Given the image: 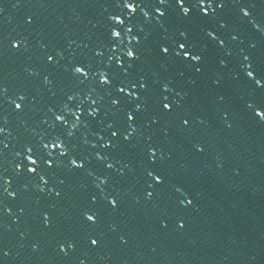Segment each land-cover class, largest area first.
Instances as JSON below:
<instances>
[{"label": "water", "instance_id": "water-1", "mask_svg": "<svg viewBox=\"0 0 264 264\" xmlns=\"http://www.w3.org/2000/svg\"><path fill=\"white\" fill-rule=\"evenodd\" d=\"M226 4L223 10H216L215 18H197L182 24L201 44L209 45L206 72L196 77L199 81L196 89L186 83L187 77H180L183 66L165 68L157 58H146L137 64L134 71L142 72L150 82L160 73L173 78L178 91L181 86L190 91L183 103L203 117L205 123L197 121L187 132L172 124L168 135L161 131L163 121L141 128L134 137L139 148L114 153L122 161L117 167L130 164L121 176L107 169L96 155L112 151L102 149L100 137L108 135L104 131L107 123L119 122L123 116L112 106L105 90L97 88L92 92L95 80L79 85L62 68L54 76L52 86L43 84V75L51 68V62L45 64V52L53 49L64 52L66 59L61 64L75 58L112 70L108 57L113 50L105 46L103 58H97L95 50L104 41L110 14L119 11L116 0H0V84L8 90L0 100V114L7 117L6 122L0 119V127L6 129L0 133V141L8 145L0 155V172L12 180L10 185L0 182V207L4 209L0 213V247L8 253L0 255V264H264V120L246 107L251 101L264 103V87L255 85L245 75L249 62L258 72H264V0H226ZM243 8L251 15L245 17ZM145 11L150 17L139 16L134 31H139L141 25L147 30L154 29L157 13L152 7ZM29 16L34 23H25ZM221 23L226 27H220ZM202 27L216 31L225 45L213 42L201 31ZM20 36L26 48L22 44L25 49L17 54L9 42ZM159 38V32L154 31L150 43L155 44ZM130 43L135 41L130 42L126 36L115 54L121 55ZM43 44L48 48H43ZM245 56H250V60L246 61ZM220 60H225L226 66ZM28 69L40 75L31 76ZM236 73L239 79L234 78ZM217 74L223 76L225 83L214 89L211 78ZM192 75L194 72L188 70L187 76ZM70 89L81 93L75 103L84 102L86 110L93 106L87 99L90 92L101 108L100 117L93 120L90 128L80 125L73 130V143L88 158L91 174L83 170L69 172L65 161L49 169L55 171V176L49 177L48 186L38 176L32 179L35 174L20 181L16 165L27 163L23 146L52 133L42 120L47 116L51 122L49 106L59 105L57 111L63 108L60 102L64 91ZM20 91L36 97L23 113L12 103ZM218 94L226 95L228 103H215ZM68 108L73 109L74 105L70 103ZM225 110L231 113L227 123L222 119ZM64 114L70 123L76 122L71 111L65 109ZM154 114L149 107L144 119ZM229 123L231 128L227 126ZM148 135L153 136L168 157L163 166L171 180L150 201L145 199L144 192V168L148 161L143 146ZM196 141L205 145L203 153L193 149ZM57 151L52 150L53 157ZM105 175L111 177L108 185L98 179ZM58 178L66 181L62 186L64 195L59 199L48 195L54 185L61 187ZM180 186L191 193L193 205H179L183 194L176 188ZM105 190L107 193L119 190L122 203L96 229L104 234L103 244L96 248L87 240L91 229L80 223V207L88 203L91 194L102 197ZM13 191L18 193L16 197L11 195ZM45 211L51 212L55 228L44 227ZM180 217L187 221L184 229H178ZM164 220L169 225L167 230L161 229ZM121 236H125L127 244L120 241ZM65 239L77 241L76 249H69L68 254L59 249V243Z\"/></svg>", "mask_w": 264, "mask_h": 264}, {"label": "snow or ice", "instance_id": "snow-or-ice-1", "mask_svg": "<svg viewBox=\"0 0 264 264\" xmlns=\"http://www.w3.org/2000/svg\"><path fill=\"white\" fill-rule=\"evenodd\" d=\"M226 6V0H116V7L119 11L110 14L104 41L95 50L97 58L105 56V46L113 50V54L108 57V63L112 68L111 71L97 68L90 60H76L73 58L71 61L61 64V61L66 59L63 51L53 49L51 52H45L46 66L48 62H51L50 70L43 75V84L45 86L54 84V76H58L59 70L62 68L63 73L67 74L79 85L95 80L96 83L92 92H95L97 88H103L111 98L112 106L123 114L119 122L112 120L107 123L104 131L108 135L100 137L103 141L102 149L112 150L105 155H101L99 152L96 153L107 169L115 170L121 176L124 175V169L128 168L130 164H125L123 168L117 167L122 161L118 156L114 157V153L139 148L140 145L134 142V137L145 126L150 128L152 125H160L163 121L164 127L161 131L168 135L171 131L169 125L172 124L176 125L178 130L187 132L192 130L195 122L205 123L203 117L195 115L193 110L183 103V99L189 96L191 92L185 91L182 86L178 91L177 87L174 86L175 80L173 78L156 73L150 82L146 75L142 72H136L134 69H136L138 63L146 58L159 59L161 66L165 68L170 65L183 66L184 70L179 73L180 77H187L186 83L192 89H196L199 84L196 77L204 76L206 72L209 45L201 44L200 40L194 38L190 30L183 27L182 24L183 22H192L197 18L200 20H203L204 17L215 18L216 10H223ZM149 7L154 8L155 13H157L154 18V29L147 30L141 25L139 31H134L137 28L139 16L150 17V13L145 11ZM242 11L245 17L251 15L247 8H243ZM25 23H34V18L32 16L27 17ZM220 27H226V24L221 23ZM154 31L159 32L160 38L155 44H151L150 39ZM201 31L210 37L213 42H218L220 46L225 45V41L220 39L216 31L207 27H202ZM126 36L130 42L134 40L135 44L130 43V46L121 55H116L115 53L120 50V46L124 43ZM232 38L238 39L239 37L233 36ZM9 43L17 54L23 52L26 48L24 39L21 36L13 38ZM22 44H24L25 48L21 47ZM42 47L47 49L48 45L43 44ZM69 47H71V44H69ZM244 59L249 61L250 56H245ZM103 62L101 59L100 63ZM219 63L222 66H226L227 62L220 60ZM188 70H192L194 75L187 76ZM27 71L31 76L40 75L34 69H28ZM245 75L251 78L255 85L264 87V72H258L251 62L246 65ZM234 78L239 79V74L236 73ZM224 83L223 76L219 74L211 78V87L214 89L223 87ZM7 91V88L0 84V100L7 95ZM173 93H175V96L172 95ZM80 95L81 93L76 90L64 91V99L60 102L63 104V108L57 111L59 105L49 106L48 112L51 113V122L45 116L42 123L53 131L50 135L42 136L38 142L27 143L23 146V155L27 163L21 162L16 165V175L20 181L27 178L29 174H35L32 179L38 176L40 181L45 186H48L50 183L49 177L55 176V171L49 172V169H55L58 164L63 165L65 161L69 172L75 173L79 170L89 172L88 158L80 153L77 145L73 143L72 138L75 136L73 130L80 125L90 128L93 120H97L100 117L101 108L98 106V101L92 98V93L90 92L87 99L91 101L93 106L88 107L86 110L84 102L75 103ZM35 100L36 97L30 96L27 91H20L16 94V99L12 103L15 109H19L23 113ZM70 103L74 105L73 109L68 108ZM215 103L220 105L227 104L228 97L224 94H218L215 98ZM149 107H152L155 114L151 118L144 119V113ZM246 107L253 111L255 117L264 120V103L256 104L255 101H251L246 103ZM65 109L71 111V115L75 117V123L69 122L64 114ZM86 111L89 118L87 121L85 120ZM230 116L231 113L227 110L222 113V119L226 123ZM0 119L7 121V117L2 114H0ZM227 126L229 128L232 127L230 123ZM5 131L4 127H0V133ZM0 145H3L0 147V155H2L4 148H7L8 145L3 144L2 141H0ZM192 147L197 153H203L206 150L205 145L199 141L194 142ZM53 149L58 150L54 157ZM143 153L148 161V166L144 168L145 199L150 201L158 193H162L171 182L170 175L163 166L164 161L168 157L164 155L163 149L153 141L152 135L146 137ZM110 178L109 175L98 177L104 185H108ZM0 182L10 185L12 180L6 178L3 172H0ZM65 183V179L58 178V185L61 187L54 185L48 195H54L57 199L61 198L64 195L62 186ZM3 191L7 192V187H4ZM176 191L183 194V199L179 200V205L187 207L194 204L193 198H190L191 193L184 187H177ZM11 195L16 197L18 193L13 191ZM121 203L120 192L116 190L110 193L106 192L102 197L91 194L88 198V203L80 207V223L91 229V232L87 235L90 246L99 248L103 244L104 234L96 231V229L100 228L106 215L119 210ZM52 207H55V205H52ZM3 211V207H0V213H3ZM23 211L21 209V212ZM42 216L45 228L52 229L56 227L52 221L51 212L45 211ZM186 223L185 218H178V229H184ZM168 227L167 220L161 222L162 230H167ZM120 241L124 244L128 243L125 236H121ZM34 247H38V245H34ZM76 247V239H65L59 243L60 251L65 254H68L69 249L75 250ZM7 254L0 247V255Z\"/></svg>", "mask_w": 264, "mask_h": 264}]
</instances>
